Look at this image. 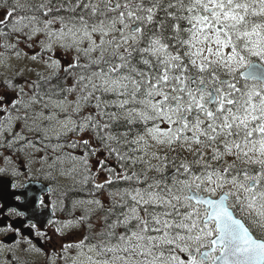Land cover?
Wrapping results in <instances>:
<instances>
[{"label":"snow or ice","instance_id":"6c2138e0","mask_svg":"<svg viewBox=\"0 0 264 264\" xmlns=\"http://www.w3.org/2000/svg\"><path fill=\"white\" fill-rule=\"evenodd\" d=\"M50 226L48 264H264V0H0L5 264Z\"/></svg>","mask_w":264,"mask_h":264},{"label":"flooded vegetation","instance_id":"af4514ba","mask_svg":"<svg viewBox=\"0 0 264 264\" xmlns=\"http://www.w3.org/2000/svg\"><path fill=\"white\" fill-rule=\"evenodd\" d=\"M77 215H79V212H77ZM67 216V210L65 211V213H60L59 211H57L55 213V216L53 217V219L56 218H66ZM20 226V225H17ZM24 234L27 235V230L23 229ZM49 235L51 236V240L50 241H39L38 244L39 246H41L44 249V252L42 253H35V252H29V253H25L23 251H21L20 249H16V255L18 257L21 258V261L23 260H27L28 264H48V260H49V256L53 253V252H58L60 250L61 244L65 243V242H72L73 240L78 238V235H69L66 236L64 238L59 237L55 231L53 227H49L47 229ZM34 241L35 238L33 237ZM59 263V261H57V264Z\"/></svg>","mask_w":264,"mask_h":264},{"label":"rangeland","instance_id":"374dc122","mask_svg":"<svg viewBox=\"0 0 264 264\" xmlns=\"http://www.w3.org/2000/svg\"><path fill=\"white\" fill-rule=\"evenodd\" d=\"M5 259H6V254L1 253L0 264H5ZM58 264H63V262L59 261Z\"/></svg>","mask_w":264,"mask_h":264}]
</instances>
